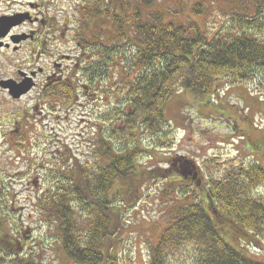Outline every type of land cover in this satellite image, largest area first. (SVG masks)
Listing matches in <instances>:
<instances>
[{"label": "trees", "instance_id": "trees-1", "mask_svg": "<svg viewBox=\"0 0 264 264\" xmlns=\"http://www.w3.org/2000/svg\"><path fill=\"white\" fill-rule=\"evenodd\" d=\"M80 4V43L91 59L80 82L96 87L101 106L91 117L90 159L79 161L66 145L64 156L51 155V193L36 205L52 230L46 242L55 243L68 264H134L122 247L129 225L123 208L141 202L147 182L172 177L163 196L174 197L157 240L145 243L146 264H264L260 164L210 157L196 164L205 179L201 187L173 170L174 158L168 169L142 165L146 155L175 144L167 118L172 95L213 98L221 82L224 88L264 85V0ZM15 264L42 263L28 262L24 253Z\"/></svg>", "mask_w": 264, "mask_h": 264}, {"label": "flooded vegetation", "instance_id": "flooded-vegetation-1", "mask_svg": "<svg viewBox=\"0 0 264 264\" xmlns=\"http://www.w3.org/2000/svg\"><path fill=\"white\" fill-rule=\"evenodd\" d=\"M64 2L0 0V142L5 139L14 156L29 158L31 153L42 161L51 152L64 156L67 129L81 128L75 115L81 113L82 103H91L97 113L96 87L80 82L85 54L81 29L69 25L72 21L65 16ZM66 42H73L75 54H66ZM21 84L26 92L15 97L18 93L13 94L12 89ZM10 135L13 144L7 139ZM261 146L260 152L250 149L252 156L263 152L264 142ZM33 163L38 171L44 168ZM172 168L182 179L201 187L202 180L189 159L174 158ZM1 171L0 167V260L15 264L25 253L30 262L33 230L27 220L32 222L31 216L14 197L16 171L7 178Z\"/></svg>", "mask_w": 264, "mask_h": 264}, {"label": "rangeland", "instance_id": "rangeland-1", "mask_svg": "<svg viewBox=\"0 0 264 264\" xmlns=\"http://www.w3.org/2000/svg\"><path fill=\"white\" fill-rule=\"evenodd\" d=\"M161 5L171 4L174 0H159ZM82 4V3H81ZM79 0H65V16L72 22L69 23L71 28L78 27L80 14L78 9L81 6ZM211 16L206 18L209 21ZM178 21H183V17H177ZM216 22H221L217 19ZM66 54H75L73 42H66ZM88 52V51H87ZM82 62L89 63L91 59L81 57ZM20 61V59H19ZM87 61V62H84ZM224 83L219 84V90L215 92L214 97L194 96L190 93H179L172 95L167 103V118H170L173 127V135H175L176 142L170 149L155 150L152 158L145 156L142 160L143 167H158L161 169L169 168V161L175 157H185L191 160L194 164L201 166L203 160L210 157H219L222 160H230L233 158L251 159V153L245 148V145L251 144L254 148V143L260 146L258 152L262 149L264 142V85L259 84H236L224 88ZM261 87V88H260ZM260 93V94H259ZM108 98V96H106ZM101 106L100 101L97 103V110ZM81 113L75 115L77 125L80 129L70 128L66 131L65 141L66 146L73 150L75 156L81 162L90 159V146L88 134L92 132L94 125L91 117L94 115L95 108L92 105H86L81 108ZM68 114V113H67ZM93 114V115H92ZM68 124V122H67ZM172 129V128H171ZM246 135L244 140L239 138L242 133ZM82 133V137H78ZM7 137L10 143L13 144V137ZM1 140V139H0ZM5 139H3L4 141ZM0 142V167L3 178L14 175L18 182L16 186V195L19 206L27 207L24 210L25 214L31 216L28 224L33 229L32 248L34 252V259L42 264H68L59 256L58 246L52 242H46L49 236H52V230L47 227L37 212V198L41 194L49 195L50 181L48 174L51 164V155L48 158L41 156L37 159L35 156L29 158L14 153L9 146L4 142ZM251 148V146H250ZM34 154V153H33ZM55 155V154H54ZM254 160L264 168V150ZM43 164V169L38 171L33 162ZM29 162L28 169L26 168ZM55 169V165H53ZM171 172V171H170ZM204 175V172H202ZM199 177V176H198ZM200 178V177H199ZM202 180L204 184L205 179ZM29 180V182H27ZM22 184H19V182ZM175 179L170 177L167 181L161 183L147 182L144 187L143 197L140 203L133 206L127 205V209L123 211L127 213L124 220L129 223L126 227L125 233L122 235V247H125V252L129 253L133 259L134 264H145L146 258V241L155 243L163 227V212L169 207L172 197H165L163 193L171 189V183ZM161 185V188L159 186ZM180 184H175L174 189ZM184 185V184H183ZM179 193V190L177 189ZM21 199V200H20ZM169 205V206H168ZM29 218V217H28ZM20 220V219H19Z\"/></svg>", "mask_w": 264, "mask_h": 264}, {"label": "water", "instance_id": "water-1", "mask_svg": "<svg viewBox=\"0 0 264 264\" xmlns=\"http://www.w3.org/2000/svg\"><path fill=\"white\" fill-rule=\"evenodd\" d=\"M13 90V94H15L16 92L18 94L14 95L15 97H19L21 94L26 92V89H24L23 84L16 86L15 88L12 89ZM15 92V93H14Z\"/></svg>", "mask_w": 264, "mask_h": 264}]
</instances>
